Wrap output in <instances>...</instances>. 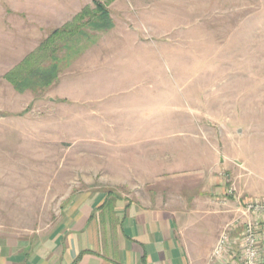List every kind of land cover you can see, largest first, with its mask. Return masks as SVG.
Masks as SVG:
<instances>
[{"label": "rangeland", "instance_id": "374dc122", "mask_svg": "<svg viewBox=\"0 0 264 264\" xmlns=\"http://www.w3.org/2000/svg\"><path fill=\"white\" fill-rule=\"evenodd\" d=\"M101 2L114 27L19 92L11 71L95 4L0 0V230L48 229L70 194L125 185L209 199L218 237L237 199L264 198V0Z\"/></svg>", "mask_w": 264, "mask_h": 264}, {"label": "crops", "instance_id": "0c3cea01", "mask_svg": "<svg viewBox=\"0 0 264 264\" xmlns=\"http://www.w3.org/2000/svg\"><path fill=\"white\" fill-rule=\"evenodd\" d=\"M211 203L125 185L79 189L52 227L0 230V264H215L222 218L213 208L198 214Z\"/></svg>", "mask_w": 264, "mask_h": 264}, {"label": "trees", "instance_id": "16d2710c", "mask_svg": "<svg viewBox=\"0 0 264 264\" xmlns=\"http://www.w3.org/2000/svg\"><path fill=\"white\" fill-rule=\"evenodd\" d=\"M93 2L95 4L94 10L87 8L82 10L80 15L75 18L72 28H68L66 25L62 30H54L46 39L52 43L58 35L63 34L65 37H61L62 43L55 47L51 44V47H48V43L44 40L40 46L43 52L36 55L29 54L23 60L25 66L22 69L19 67L11 71L9 79L17 91L23 92L26 89L37 90L49 87L57 80L62 67L69 66L77 53L92 45L98 33L107 32L114 27L106 5L101 0H93ZM59 51H63V53H58ZM46 52H48L47 55H45ZM37 58H41L43 61L41 63L35 62L33 65L34 62L32 61Z\"/></svg>", "mask_w": 264, "mask_h": 264}, {"label": "built area", "instance_id": "2783aa9c", "mask_svg": "<svg viewBox=\"0 0 264 264\" xmlns=\"http://www.w3.org/2000/svg\"><path fill=\"white\" fill-rule=\"evenodd\" d=\"M230 193L228 190L227 194ZM236 201L238 214L218 235L210 261L215 264H264V198L246 197Z\"/></svg>", "mask_w": 264, "mask_h": 264}]
</instances>
